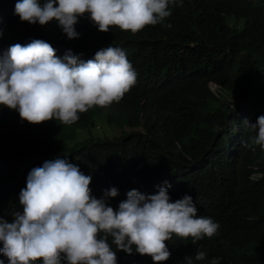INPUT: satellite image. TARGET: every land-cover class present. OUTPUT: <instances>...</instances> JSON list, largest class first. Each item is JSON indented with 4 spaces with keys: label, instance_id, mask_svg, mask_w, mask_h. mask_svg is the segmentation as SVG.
<instances>
[{
    "label": "trees",
    "instance_id": "1",
    "mask_svg": "<svg viewBox=\"0 0 264 264\" xmlns=\"http://www.w3.org/2000/svg\"><path fill=\"white\" fill-rule=\"evenodd\" d=\"M7 9V0L0 2V13ZM169 10L161 23L136 33L115 26L101 32L85 14L75 25L76 39L55 20L24 24L0 37L10 46L41 39L58 57L70 50L84 61L109 45L120 47L137 74L118 102L79 113L71 125L55 119L30 124L0 106V209L13 197L22 211L19 185L30 170L67 158L92 176L96 198L118 190L108 201L114 209L136 187L145 194L166 187L172 202L190 195L197 215L219 225L212 237L195 243L173 235L163 264H184L198 250L206 258L194 264L215 258L219 264H264V150L242 146L254 135L242 121L255 123L264 115V0H177ZM97 120H107L122 136L91 133L74 144L79 131L97 129ZM144 256L142 264H153ZM0 259L8 264L2 254Z\"/></svg>",
    "mask_w": 264,
    "mask_h": 264
},
{
    "label": "clouds",
    "instance_id": "2",
    "mask_svg": "<svg viewBox=\"0 0 264 264\" xmlns=\"http://www.w3.org/2000/svg\"><path fill=\"white\" fill-rule=\"evenodd\" d=\"M176 2L7 0L8 13H0V37L24 24L44 26L55 20L69 39H76L80 34L75 25L85 14L101 32L115 26L136 33L161 23L171 14L169 4ZM0 53V106L17 111L21 120L30 124L55 119L71 125L79 113L118 102L136 82L137 74L125 50L112 45L87 61L70 50L60 58L41 39L11 46L7 41L0 43ZM242 123L254 133L242 146L258 145L264 150V115L255 123L247 119ZM91 180V175L67 158L48 160L30 170L26 184L19 185L22 211L16 198L1 204L0 214L13 215L11 223L0 217V254L8 264H117L114 250L120 252L121 264H142L144 255L150 256L153 264H163L170 258L166 242L173 235L191 237L195 243L212 237L219 227L211 218L197 215L190 195L172 202L166 187L154 194L141 193L136 187L114 209L108 201L118 190L106 189L96 198ZM205 258L206 253L198 250L194 258L185 257L184 264ZM0 264L4 260L0 259ZM210 264H219V258Z\"/></svg>",
    "mask_w": 264,
    "mask_h": 264
},
{
    "label": "rangeland",
    "instance_id": "3",
    "mask_svg": "<svg viewBox=\"0 0 264 264\" xmlns=\"http://www.w3.org/2000/svg\"><path fill=\"white\" fill-rule=\"evenodd\" d=\"M210 89L212 90V92L214 93H218L219 91V86H217L214 83H209ZM97 129L95 131H79L78 136L76 138L75 143H79L81 141L86 140V138L92 133L93 135L102 137V136H106L109 140H113L115 138H119L122 136V132L121 130H119L118 128H111V126L109 125L107 120H97Z\"/></svg>",
    "mask_w": 264,
    "mask_h": 264
}]
</instances>
